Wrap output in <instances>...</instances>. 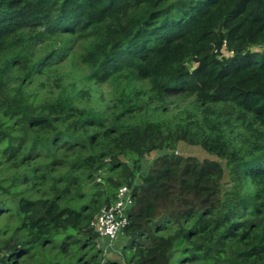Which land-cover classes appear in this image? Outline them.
Listing matches in <instances>:
<instances>
[{"label": "trees", "instance_id": "1", "mask_svg": "<svg viewBox=\"0 0 264 264\" xmlns=\"http://www.w3.org/2000/svg\"><path fill=\"white\" fill-rule=\"evenodd\" d=\"M260 54L264 0H0V264H121L124 185L127 264H264Z\"/></svg>", "mask_w": 264, "mask_h": 264}, {"label": "built area", "instance_id": "2", "mask_svg": "<svg viewBox=\"0 0 264 264\" xmlns=\"http://www.w3.org/2000/svg\"><path fill=\"white\" fill-rule=\"evenodd\" d=\"M131 204V188L124 185L111 205L104 207L93 220L92 226L101 236L108 237L111 241L117 239L127 223L126 212Z\"/></svg>", "mask_w": 264, "mask_h": 264}, {"label": "rangeland", "instance_id": "3", "mask_svg": "<svg viewBox=\"0 0 264 264\" xmlns=\"http://www.w3.org/2000/svg\"><path fill=\"white\" fill-rule=\"evenodd\" d=\"M257 60L260 62L264 61V55L260 54ZM155 152H152L147 156L145 161L146 163H152V160L156 156ZM176 153L185 154V156L188 155L198 156L200 158L206 157L209 154L203 148L201 149L200 147L189 145L188 143L185 142H182L179 145V148L176 151ZM127 244H129V241L127 238L123 237L122 232L119 234L118 238L113 241H111L108 237H104V236L103 237L100 236V239L98 241L99 248L103 249V257H105V260L107 262L111 260H115L120 262L121 264H127L124 257H122L123 249L125 250V253L131 252L130 248L125 247V245ZM127 256H129V254H127Z\"/></svg>", "mask_w": 264, "mask_h": 264}, {"label": "crops", "instance_id": "4", "mask_svg": "<svg viewBox=\"0 0 264 264\" xmlns=\"http://www.w3.org/2000/svg\"><path fill=\"white\" fill-rule=\"evenodd\" d=\"M103 237V236H102Z\"/></svg>", "mask_w": 264, "mask_h": 264}]
</instances>
